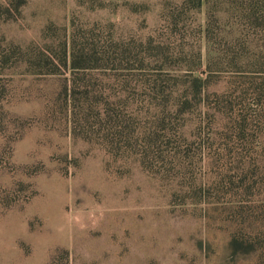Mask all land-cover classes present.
<instances>
[{
	"label": "rangeland",
	"instance_id": "1",
	"mask_svg": "<svg viewBox=\"0 0 264 264\" xmlns=\"http://www.w3.org/2000/svg\"><path fill=\"white\" fill-rule=\"evenodd\" d=\"M260 74L264 0H0V264H264Z\"/></svg>",
	"mask_w": 264,
	"mask_h": 264
},
{
	"label": "trees",
	"instance_id": "2",
	"mask_svg": "<svg viewBox=\"0 0 264 264\" xmlns=\"http://www.w3.org/2000/svg\"><path fill=\"white\" fill-rule=\"evenodd\" d=\"M253 79H261L260 77L264 78V74L263 75H258V76H253V75H250ZM255 77V78H254ZM203 80H197L196 83H198L197 85H200L202 83Z\"/></svg>",
	"mask_w": 264,
	"mask_h": 264
}]
</instances>
